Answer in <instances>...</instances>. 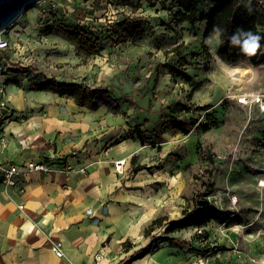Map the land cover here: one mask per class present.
Returning <instances> with one entry per match:
<instances>
[{"label": "rangeland", "instance_id": "1", "mask_svg": "<svg viewBox=\"0 0 264 264\" xmlns=\"http://www.w3.org/2000/svg\"><path fill=\"white\" fill-rule=\"evenodd\" d=\"M56 1L59 5L55 9L49 5L50 0L28 8L23 15L40 11L39 27L28 36L30 43L20 36H14L12 49L3 53L6 61L16 56V60L25 66L21 69L32 70L15 77L19 87L36 91L39 84L44 82L43 74L30 66L35 64L34 61L46 62L45 53L36 59L34 44L51 31V26L55 25L68 37L67 34L75 27L84 24L79 20L87 17L89 20L102 18L101 22H106V19L115 16L117 20L122 14L137 16V13L144 18V32L131 39L127 46L133 61L126 69L122 68V78L119 79V85L129 86L132 93L125 97L134 111V130L130 137L139 138L135 128L148 122L144 113L146 109L143 110L144 81L148 82L149 88H146L149 93L167 91L162 94L167 100L162 108V124L154 131L144 130V135H141L146 146L144 171L135 174L138 159L135 163L131 161L122 180L125 184L127 179L137 177L142 181L135 187L144 190V198L155 200L156 196L161 197L158 201L162 208L159 217L166 220L148 234L146 228L134 242H126L123 251L133 244L137 248L151 246L152 251L148 256L169 249L167 261L189 262L195 257L204 256L210 259L211 264H225L227 261L232 264H263L264 104H244L239 100L244 94H264V62L254 64L247 57L229 60L221 54L224 42L220 35L205 38L202 22L193 25L176 22L174 16L180 9L177 0ZM213 5L214 0H201L199 12H208ZM242 5L253 13L257 12L258 27L264 31V0H242ZM43 13L47 16L43 17ZM49 21L53 23L46 26ZM150 35L154 37L151 42L154 47L148 51L144 40ZM111 36V41L107 39L108 44H114V35ZM204 43L207 50L203 48ZM70 44L82 52L76 42L71 41ZM180 44L183 47L178 52H171ZM115 47L122 48L119 44L112 48ZM261 52L264 53V47ZM114 54H117L116 51L106 50L99 56L98 72L103 67H112L109 63L113 61ZM116 56L120 57V54ZM182 56L188 60V64L182 68L187 78L170 74L169 71ZM125 58L116 60L124 64ZM236 69L239 71L234 75ZM109 87V84L102 86L97 101L99 105L113 109L115 103L109 95ZM195 96L200 103L210 97L213 102L205 105L208 108L204 111L194 109L175 117L182 130L188 131L185 134L171 126L167 106L183 102L197 107L190 104ZM152 100L154 102L156 98ZM215 194L223 196L225 210L230 216L227 221L212 220L205 225L208 230L207 242H199L195 234L196 229L202 226L168 231L171 221L181 219L186 212L192 211L198 200L210 203L208 197ZM233 196L238 197L236 206L231 203ZM238 225L240 227L236 228ZM235 245L244 251L245 258L235 257L230 252Z\"/></svg>", "mask_w": 264, "mask_h": 264}, {"label": "crops", "instance_id": "2", "mask_svg": "<svg viewBox=\"0 0 264 264\" xmlns=\"http://www.w3.org/2000/svg\"><path fill=\"white\" fill-rule=\"evenodd\" d=\"M39 13L35 10L22 14L5 31V36L11 42L14 36H20L30 43L28 36L39 27ZM115 18L106 20L112 22ZM89 19L79 21L89 25L102 20ZM52 23L49 21L46 26ZM202 25L204 33L206 22ZM50 29V33L34 44L36 59L45 53L46 62L32 61L35 64L30 67L42 73L45 79L81 82L100 90L109 84V95L115 107L99 105L97 110H90L78 105L74 98L54 91L19 87L14 84L15 77L25 66L16 56L6 61L0 53V61L8 67V71L0 74V90L5 91V95L0 93V162L23 166L29 161L45 160L59 168L50 173L29 172L19 176L23 194H17L15 189L7 195L0 187V264H90L102 248L111 255L112 264L128 261L144 246L137 248L132 244L123 251V245L140 237L162 211L158 204L161 197L149 200L144 198V190L135 187L142 180L135 177L127 179L125 184L122 182L133 159H138L137 167L144 166L146 148L137 136L130 137L134 130V111L125 97L132 93L129 86L119 85L122 68L126 69L133 61L127 50L131 41L119 44L122 48H112L116 43L108 44L103 52L114 50L120 57L114 54L109 63L112 67H103L104 70L98 72L100 55L86 60L85 54L70 44L69 34L67 37L55 25ZM215 35L219 33L212 34ZM153 39L150 35L144 40L148 51L154 47L151 46ZM122 57H126L124 64L116 60ZM146 87L149 88L148 82L144 81L143 110L146 109L148 122L135 128L142 135L144 130L154 131L162 124V108L167 101L162 97L167 91L149 93ZM152 98L156 100L153 102ZM196 99L197 96L192 97L190 104L209 106L213 102L211 97L205 98L203 103ZM124 158L127 163L124 173L120 174L114 162ZM60 165L71 169L70 172H64ZM85 165L89 166L88 172H79ZM56 242L62 244L63 257H58L52 248ZM168 250L162 249L128 264L187 263L185 260L167 261ZM152 256L154 258L149 259Z\"/></svg>", "mask_w": 264, "mask_h": 264}, {"label": "trees", "instance_id": "3", "mask_svg": "<svg viewBox=\"0 0 264 264\" xmlns=\"http://www.w3.org/2000/svg\"><path fill=\"white\" fill-rule=\"evenodd\" d=\"M177 3L180 9L174 16L177 18L176 22H189L192 25L197 22H206L204 31L205 38H209L212 34L216 33L213 31L214 28H219L218 33L224 42V48L221 50V54L226 56L229 60L236 61L240 58L247 57L254 64L264 62V53L261 52L264 47V31H261L258 27V14L257 12L253 13L251 10L243 7L242 0H214V5L208 12H199L201 0H177ZM143 20L144 18L142 16L122 14L121 18L112 22L106 20V22H97L89 25L79 24L72 32H69V39L80 45V50L85 54L87 60L90 57L101 55L108 47L107 39L111 41V35H114V43L126 44L138 34L143 33ZM238 30L243 31L240 32ZM247 32L261 37L259 41L260 47L254 50L252 54L245 53L242 50L243 43L250 39ZM48 33H50V31ZM182 47L183 44L177 45L171 52H178ZM203 48L204 50L208 49L205 43L203 44ZM86 60L85 62H87ZM187 64V58L184 56L180 57L177 65L170 68V74L187 78V74L182 70ZM20 71L28 73L31 69L20 68ZM14 84L20 86L18 82H14ZM37 89L40 91H54L60 96L72 97L78 105L87 107L90 110H97L99 107L97 100L101 94V90L93 89L89 85L81 82L68 83L60 82L53 78H47L43 83L39 84ZM207 108V106L193 107L183 102L171 103L167 106L171 126L187 134L188 131L182 130L179 123L175 120V117L182 113H190L194 109L204 111ZM191 125L194 126L195 124ZM138 135L139 139L144 142V139L141 138L142 134L138 132ZM133 162H135V159H133ZM143 169H145V167L140 165L136 168V171ZM229 216V212L217 209L208 201L198 200L192 211L186 212L183 218L170 222L168 231L182 230L192 226L201 227L212 220L224 222L229 220ZM165 220L166 218L159 217L152 221L146 233L148 234L153 231L155 227L162 225ZM151 251L152 247L148 246L134 254L129 262L143 258L150 254Z\"/></svg>", "mask_w": 264, "mask_h": 264}, {"label": "built area", "instance_id": "4", "mask_svg": "<svg viewBox=\"0 0 264 264\" xmlns=\"http://www.w3.org/2000/svg\"><path fill=\"white\" fill-rule=\"evenodd\" d=\"M46 1V0H42ZM41 1V2H42ZM49 5L52 7V9L57 8L59 3L56 0H50ZM12 48V42L9 38L5 36V31L0 32V53H5L9 51ZM6 71H8V67L5 66L1 61H0V74H4ZM0 93L2 95H5L4 89L0 90ZM240 102L244 104H250V103H261L264 104V94H244L242 97H240ZM2 105H5V102L2 103ZM127 160L121 159L118 161L114 162L115 169L118 173L122 174L125 171ZM61 166V169L64 172H70L71 169L65 166ZM59 166V167H60ZM59 168H56L54 164L50 163L49 161H39V162H34V161H29L26 162L23 166H19L13 162H0V187L1 192L5 193L7 195H10L12 191L17 189V194L24 193V187L19 184L18 178L22 174L29 173V172H39V173H50ZM89 169L88 165L82 166L79 168V172L81 173H87ZM229 195V194H228ZM210 203L214 205L217 209L219 210H225L224 203H223V196L221 194H215L212 196L208 197ZM232 205L236 206L238 203V197L233 196L231 199ZM20 208H23L21 205ZM210 223H208L209 225ZM218 224V223H217ZM225 225V224H223ZM240 227L239 225L236 226V228ZM206 227L202 226L201 228L196 229V236L199 237V242L203 241H208L206 239V234H207ZM236 233H238V230H236ZM53 250L55 251L56 255L58 257H63V249H62V244L60 242H56L52 245ZM230 252L234 254L235 257H240V258H245L244 251L240 248L239 245L232 246L230 249ZM113 259L111 258V255L109 252H107L104 248L99 250L93 258V262L90 264H112ZM129 260H123L122 262L118 264H127ZM88 264V263H84ZM186 264H211V261L208 257L204 256H198L193 259H191L189 262ZM225 264H232V262L227 261ZM264 264V260H263Z\"/></svg>", "mask_w": 264, "mask_h": 264}, {"label": "water", "instance_id": "5", "mask_svg": "<svg viewBox=\"0 0 264 264\" xmlns=\"http://www.w3.org/2000/svg\"><path fill=\"white\" fill-rule=\"evenodd\" d=\"M42 0H0V32L10 28L30 7Z\"/></svg>", "mask_w": 264, "mask_h": 264}, {"label": "clouds", "instance_id": "6", "mask_svg": "<svg viewBox=\"0 0 264 264\" xmlns=\"http://www.w3.org/2000/svg\"><path fill=\"white\" fill-rule=\"evenodd\" d=\"M213 31L218 32L219 28L216 27V28H214ZM238 31L242 32L243 30H238ZM247 35L250 37V39L243 43L242 50L245 53L252 54L254 52V50H256L260 47L259 41L261 40V37L259 35H255L251 32H247Z\"/></svg>", "mask_w": 264, "mask_h": 264}, {"label": "bare ground", "instance_id": "7", "mask_svg": "<svg viewBox=\"0 0 264 264\" xmlns=\"http://www.w3.org/2000/svg\"><path fill=\"white\" fill-rule=\"evenodd\" d=\"M239 70H234V75H236V73L238 72ZM235 237V235L234 234H232V238H234ZM154 257L152 256V257H149V259H153Z\"/></svg>", "mask_w": 264, "mask_h": 264}]
</instances>
